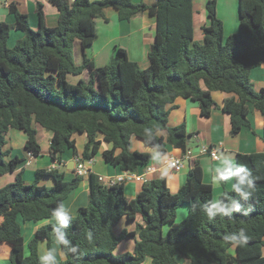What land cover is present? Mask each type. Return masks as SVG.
<instances>
[{"label": "trees", "instance_id": "1", "mask_svg": "<svg viewBox=\"0 0 264 264\" xmlns=\"http://www.w3.org/2000/svg\"><path fill=\"white\" fill-rule=\"evenodd\" d=\"M50 2L59 12L56 27L47 26L39 2L37 28L15 4L9 6L15 23L0 22V177L14 172L21 162L18 157L8 159L10 151L5 146L11 129L24 131L25 150L35 157L41 154L35 125L51 133L49 155L58 162L66 149L78 156L74 135L84 134L82 162L94 159L105 142L110 145L102 154L105 161L124 172H135L148 165L150 155L132 151V137L150 148L159 145L161 153L168 145L187 152L190 136L185 125L168 126L171 105L178 97L196 102L201 117L207 119L219 107L212 92L226 94L221 109L230 116L231 136L251 126L249 104L264 118V88L257 91L250 77L254 68L264 64V0H239V30L227 39L217 0H208L209 25L202 28L201 43L194 41L193 0H156L151 5L143 0ZM107 8H114L121 21L144 12L156 18L148 68L141 69L123 49L103 67L86 57L81 65L76 63L75 41L84 50L93 44L95 19ZM13 30L25 35L9 47ZM85 71L87 78L82 77ZM161 131H166V138ZM236 164L247 167L256 178L251 196L247 202L241 200L240 212L217 216L211 222L200 205L213 200V187L204 182L198 161L192 162L186 184L175 194L165 179H156L128 198L123 185H105L90 173L88 205L79 209L66 230L79 252L69 253L59 264H143L148 258L152 264H178L177 256L189 264H264V151L237 154ZM42 176L53 178L54 185H39ZM82 182V176L66 181L57 170H38L33 183L26 184L18 174L0 189V245L11 246V264H39L40 240L52 248L49 224L37 230L26 253L17 217L24 222L51 218V211ZM227 197L239 199L232 190L220 199ZM184 205L188 215L177 223V210ZM124 217L129 222L140 217L142 223L134 232L117 235L114 228ZM166 225L170 228L164 234ZM241 229L249 237L246 244L223 239ZM129 238L135 239L134 252L115 255L118 245ZM234 246L235 255L230 252Z\"/></svg>", "mask_w": 264, "mask_h": 264}, {"label": "crops", "instance_id": "2", "mask_svg": "<svg viewBox=\"0 0 264 264\" xmlns=\"http://www.w3.org/2000/svg\"><path fill=\"white\" fill-rule=\"evenodd\" d=\"M95 1V0H92ZM134 3H139L141 0H132ZM146 4L151 5L156 0H143ZM206 4L208 0H205ZM42 3L44 7L46 24L49 27H56L59 21L58 9L51 4L50 0H0V22L9 24L15 23V17L10 12V4H15L17 9L29 17L30 25L37 28L39 25V17L37 13V3ZM206 9V6H205ZM220 10H217L218 17L224 21L226 19L220 16ZM207 15V10H206ZM208 17V16H207ZM206 17V18H207ZM222 20V21H223ZM193 21L195 17L193 15ZM204 25H209L208 20L204 19ZM228 23L230 21L228 20ZM96 39L93 44L86 48H82L79 40L74 44V56L78 65H81L86 59L92 60L97 67H103L110 63L116 55L118 49H123L128 58L137 63L141 69H146L150 66L149 52L154 43L156 36V18L148 12L136 16L131 21H121L118 18V12L114 8H107L104 10V15L95 19ZM233 27V22L231 25ZM195 30V29H194ZM22 31L13 30L9 38V47H13L19 40L24 37ZM196 35V34H195ZM194 35V37H195ZM198 38L203 40L204 34L198 35ZM88 71L82 74L83 78H87ZM251 80L257 91L264 88V64L254 68L250 73ZM74 82L76 78L70 77ZM226 94L215 91L212 92V97L218 104V108L214 109L211 116L207 119L201 117V110L196 102L178 97L171 105L172 109L168 117V126L176 127L184 124L188 133V150L191 151V157L184 159L181 149L174 148L171 145L166 147V152L162 153L159 159H153V148L147 147L142 141L136 137L131 139L132 151L148 153L150 161L148 166L153 167L154 171L150 173L147 178L148 182L156 179H165L168 189L171 193H177L187 181V175L192 162L198 161L203 170V180L206 184H211L213 187V199L220 198L225 191H231L230 182H222V186L217 188L212 182V175L214 171L208 169H215L219 166L220 159L224 157L233 158L236 162L237 154H254L264 151V118L252 104H249L248 119L251 126L245 127L238 135L231 136V121L230 116L225 114L221 109ZM170 106V107H171ZM38 131V142L41 147L40 156H32L25 150V143L27 136L22 130L11 129L7 136L6 150L10 151L8 159L18 157L21 162L16 166L12 173L5 174L0 177V189L7 184L15 181L18 174L22 177L26 184H31L36 181V172L38 170H57L63 174L64 180L70 181L76 177V160L81 159L85 143L86 135L76 134L74 139L76 142V150L78 156L74 155V151L66 149L62 154V161L53 160L50 153L51 133L45 131L43 128L35 125ZM166 138V131L160 133ZM10 138V139H9ZM102 139V135H99ZM10 141V142H9ZM211 147L217 149L218 160H214L210 154L202 153V148ZM110 148L108 143H103L98 155L90 160L83 162L86 174L83 177L81 185L73 190L67 199L64 201L66 207L73 210V216L78 214L81 207L88 205L89 194V174L93 173L104 180L116 179L124 174L120 167H114L108 164L103 152ZM116 153H120L118 149ZM171 159H180L181 168L174 170L169 167ZM146 166L139 167L137 173H143ZM234 182V181H233ZM39 185L52 186L54 179L47 176H42L39 179ZM144 183L138 181H129L123 185L124 193L128 198H134L143 188ZM188 215V207L186 205L177 210L176 221L185 220ZM17 221L21 226L24 237L25 251L28 253V244L36 236L38 222H24L21 216L17 217ZM142 219L137 217L136 221L129 222L124 217L120 223L114 228V232L119 235L122 231L134 232ZM170 225H166L163 229L164 234L169 231ZM56 247L52 237V248ZM42 248H48L47 242L40 240L38 244V252L41 254ZM135 248V239L129 238L122 241L116 250L115 255H123L126 253H133ZM11 246L7 243L0 245V264H11L10 262ZM231 254L235 255V246L230 249ZM264 254V248H263ZM65 261V260H63ZM178 264H189L184 258L177 256ZM152 264L151 259L148 258L143 264Z\"/></svg>", "mask_w": 264, "mask_h": 264}, {"label": "clouds", "instance_id": "3", "mask_svg": "<svg viewBox=\"0 0 264 264\" xmlns=\"http://www.w3.org/2000/svg\"><path fill=\"white\" fill-rule=\"evenodd\" d=\"M158 149L159 145L153 146V159L162 157L163 154ZM219 159V166L215 167L214 170L208 169L209 171H214L211 177L212 182L217 188L222 186V182H230L232 191L237 194L239 199L235 197H227V199L216 198L201 204V210L206 214L210 222L217 216L231 217L234 212H240L243 208L241 200L247 202L251 196V190L255 186L256 178L253 177L252 172L247 167L237 165L235 160L230 157ZM224 195L227 196L226 193ZM197 204H193L192 207H196ZM249 211H251V206H249ZM247 214L245 212V215ZM72 220L73 210L66 207L64 203H60L51 211V218L37 223V228L49 224L52 225V237L56 245L53 248L41 249V254L38 257L39 264H59V261L67 259L69 253L72 255L78 254V246L71 244L66 231L70 228ZM223 239L235 245H241L246 244L249 237L241 229L239 233L226 234ZM261 259H264V256Z\"/></svg>", "mask_w": 264, "mask_h": 264}, {"label": "rangeland", "instance_id": "4", "mask_svg": "<svg viewBox=\"0 0 264 264\" xmlns=\"http://www.w3.org/2000/svg\"><path fill=\"white\" fill-rule=\"evenodd\" d=\"M206 1L205 0H193V8H194V41L197 43L203 42V40L198 38V35L200 34L203 36V27L205 26L204 24V19L208 20L209 19L206 15ZM220 10V16L223 18V16H227L228 14V19L227 17H224L226 21L223 19L224 23V38L227 39L230 35L237 33L239 30V0H217V10ZM207 17V18H206ZM228 20L230 23H228ZM233 22V27L230 26L231 23ZM72 82H74L72 79H70ZM10 139V138H9ZM10 142V141H9ZM183 220L176 221L177 223L182 222Z\"/></svg>", "mask_w": 264, "mask_h": 264}, {"label": "built area", "instance_id": "5", "mask_svg": "<svg viewBox=\"0 0 264 264\" xmlns=\"http://www.w3.org/2000/svg\"><path fill=\"white\" fill-rule=\"evenodd\" d=\"M202 153L210 154L211 157L214 160H218V151L217 149L211 148V147H204L202 148ZM191 157V151L187 150L186 153H183L184 159L190 158ZM169 167L174 170H179L181 168V160L180 159H171L169 163ZM154 171L153 167L151 166H146L144 172L137 173L135 172H124L121 176L117 177L116 179H109V180H104L103 177H100V180L105 184V185H124L125 183L129 181H138L146 184L148 182L147 176ZM76 176H84L86 174V169L81 161V159L76 160V169H75Z\"/></svg>", "mask_w": 264, "mask_h": 264}]
</instances>
